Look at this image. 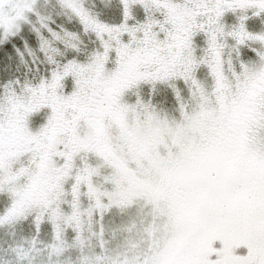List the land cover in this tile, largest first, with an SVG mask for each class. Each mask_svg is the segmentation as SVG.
Segmentation results:
<instances>
[{
    "label": "snow or ice",
    "instance_id": "snow-or-ice-1",
    "mask_svg": "<svg viewBox=\"0 0 264 264\" xmlns=\"http://www.w3.org/2000/svg\"><path fill=\"white\" fill-rule=\"evenodd\" d=\"M0 264H264V0H0Z\"/></svg>",
    "mask_w": 264,
    "mask_h": 264
}]
</instances>
